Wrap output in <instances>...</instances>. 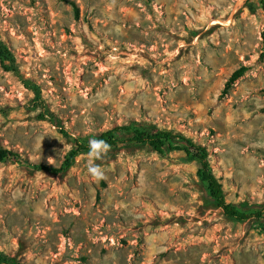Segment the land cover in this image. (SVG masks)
Wrapping results in <instances>:
<instances>
[{"label":"rangeland","instance_id":"374dc122","mask_svg":"<svg viewBox=\"0 0 264 264\" xmlns=\"http://www.w3.org/2000/svg\"><path fill=\"white\" fill-rule=\"evenodd\" d=\"M0 39L37 88L0 66V149L58 167L115 128L180 133L252 215L227 219L196 162L124 135L96 161L103 180L86 175V155L58 175L0 163L1 252L20 264H264L258 0H0Z\"/></svg>","mask_w":264,"mask_h":264},{"label":"trees","instance_id":"16d2710c","mask_svg":"<svg viewBox=\"0 0 264 264\" xmlns=\"http://www.w3.org/2000/svg\"><path fill=\"white\" fill-rule=\"evenodd\" d=\"M263 5L262 0H258ZM0 66L8 73L13 74L19 79L23 87L32 92H37V88L25 79L19 72L14 53L0 39ZM247 71L246 68L236 70L229 78L228 83H232L242 77ZM126 136L129 144L136 146L146 145L153 152L163 155L169 152H180L184 154V160L187 162H196L198 165L196 175L200 183L204 186L206 194L210 198L213 206L220 210L224 217L229 220L245 223L252 218V215L241 211L235 205L226 201L225 193L219 179L214 174L210 155L207 149L196 144L191 138L180 133L159 130L156 128H146L140 126H128L115 128L103 132L95 139H102L115 149L118 144L123 143L122 136ZM88 152V143H76L75 146L67 152L63 161L58 167H52L44 164H31L20 157L16 152L0 149V163L12 162L31 168L36 171L46 172L53 175L63 174L70 170L77 157L86 155ZM258 213L256 219L261 217ZM0 264H20L14 257H10L0 251Z\"/></svg>","mask_w":264,"mask_h":264},{"label":"clouds","instance_id":"9594fccd","mask_svg":"<svg viewBox=\"0 0 264 264\" xmlns=\"http://www.w3.org/2000/svg\"><path fill=\"white\" fill-rule=\"evenodd\" d=\"M110 145L102 139H90L88 142L86 175L94 181L103 180L105 173L103 168L96 163L109 151Z\"/></svg>","mask_w":264,"mask_h":264},{"label":"water","instance_id":"95a60500","mask_svg":"<svg viewBox=\"0 0 264 264\" xmlns=\"http://www.w3.org/2000/svg\"><path fill=\"white\" fill-rule=\"evenodd\" d=\"M262 2H263V9H264V0H262Z\"/></svg>","mask_w":264,"mask_h":264},{"label":"bare ground","instance_id":"6f19581e","mask_svg":"<svg viewBox=\"0 0 264 264\" xmlns=\"http://www.w3.org/2000/svg\"><path fill=\"white\" fill-rule=\"evenodd\" d=\"M240 2V1H239Z\"/></svg>","mask_w":264,"mask_h":264}]
</instances>
